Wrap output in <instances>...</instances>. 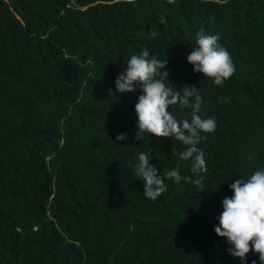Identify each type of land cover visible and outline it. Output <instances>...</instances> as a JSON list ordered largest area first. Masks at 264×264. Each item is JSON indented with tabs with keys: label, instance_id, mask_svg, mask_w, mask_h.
Masks as SVG:
<instances>
[{
	"label": "trees",
	"instance_id": "1",
	"mask_svg": "<svg viewBox=\"0 0 264 264\" xmlns=\"http://www.w3.org/2000/svg\"><path fill=\"white\" fill-rule=\"evenodd\" d=\"M202 29L219 35L236 65L221 86L187 62ZM145 47L149 59L168 60L165 85L181 94L195 86L199 114L216 121L197 145L204 189L165 179L155 201L135 174L141 152L155 149L160 175L192 174L180 142L134 139L139 88L115 92ZM169 110L190 119V106ZM257 168L264 0H0V264H241L214 227L229 185Z\"/></svg>",
	"mask_w": 264,
	"mask_h": 264
},
{
	"label": "clouds",
	"instance_id": "2",
	"mask_svg": "<svg viewBox=\"0 0 264 264\" xmlns=\"http://www.w3.org/2000/svg\"><path fill=\"white\" fill-rule=\"evenodd\" d=\"M160 23H166L163 16ZM155 37L156 33H150ZM220 37L207 34L202 29L195 34L196 46L187 54V62L193 66L194 73L202 74L205 81L211 80L221 86L236 71V65L229 51L219 43ZM150 52L145 47L139 55H132L127 61L123 74L115 79V92L132 93L138 88L141 95L135 105L137 132L135 140L141 141L147 133L156 138L175 139L184 146L179 153L183 161H190L191 176L182 177L178 170L172 169L158 174L157 167L150 163L149 152H141L135 166V174L142 178L143 196L155 201L167 191L165 179L179 184L182 180L204 189V175L208 171L204 152L197 145L206 137L202 133H213L216 121L203 118L201 112L202 97L195 86L184 85L182 94L167 87L164 83L170 73L165 70L168 60L156 56L149 59ZM158 77V78H157ZM190 98H194L190 102ZM191 107L189 118L177 119L169 109ZM127 134H118L116 141L127 140ZM119 145V144H117ZM249 160L254 159L249 155ZM196 177V179H192ZM233 193L222 200V212L218 216L215 234L226 239L227 251L241 264H246L249 252L258 254L260 264H264V169L257 168L247 180L236 179L229 185ZM205 192V191H203ZM253 264H256L253 261Z\"/></svg>",
	"mask_w": 264,
	"mask_h": 264
}]
</instances>
